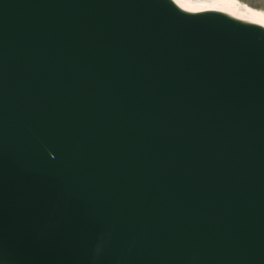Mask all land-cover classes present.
<instances>
[{"label": "water", "instance_id": "1", "mask_svg": "<svg viewBox=\"0 0 264 264\" xmlns=\"http://www.w3.org/2000/svg\"><path fill=\"white\" fill-rule=\"evenodd\" d=\"M0 264H264V27L0 0Z\"/></svg>", "mask_w": 264, "mask_h": 264}, {"label": "bare ground", "instance_id": "2", "mask_svg": "<svg viewBox=\"0 0 264 264\" xmlns=\"http://www.w3.org/2000/svg\"><path fill=\"white\" fill-rule=\"evenodd\" d=\"M178 7L197 11L214 9L240 20L253 22L264 27V12L239 0H172Z\"/></svg>", "mask_w": 264, "mask_h": 264}, {"label": "rangeland", "instance_id": "3", "mask_svg": "<svg viewBox=\"0 0 264 264\" xmlns=\"http://www.w3.org/2000/svg\"><path fill=\"white\" fill-rule=\"evenodd\" d=\"M239 1L264 12V0H239Z\"/></svg>", "mask_w": 264, "mask_h": 264}]
</instances>
